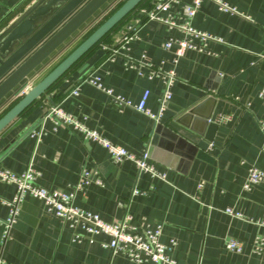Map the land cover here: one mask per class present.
Here are the masks:
<instances>
[{"label":"crops","instance_id":"obj_1","mask_svg":"<svg viewBox=\"0 0 264 264\" xmlns=\"http://www.w3.org/2000/svg\"><path fill=\"white\" fill-rule=\"evenodd\" d=\"M42 1L0 0V39ZM149 1L0 133V166L15 173L32 166L39 174V187L74 193V207L105 223L128 214L138 229L160 226L159 241L177 264H264V253L252 251L255 237L264 236V226L258 225L264 222V182L248 192L242 188L249 168L264 171V100L258 98L264 90V0H219L233 12L202 1L189 26L220 41L193 39L197 49L186 51L175 65L173 51L162 44L187 36L159 22L144 23L135 40L119 47L127 27ZM187 3L181 0L162 16L182 25L181 11ZM86 23L0 101V112L73 49ZM103 46L119 47L120 55L113 62L104 61ZM125 57L175 71L172 96L159 122L133 108L115 109L102 91L86 84L79 86L76 97L69 95L87 72L94 71L104 88L132 104L148 90L145 107L156 113L161 80L126 69ZM55 106L129 153L146 152L148 162L165 173V181L138 172L130 161L113 164L104 148L68 128L53 129L43 117ZM219 116L229 121L219 124ZM31 131L40 137H30ZM85 170L92 174L91 183L74 191ZM133 188L144 194L132 196ZM14 191V186L0 182V220L8 216L2 201H10ZM226 209L242 218L226 214ZM228 239L240 242L242 251L226 250ZM107 241L103 235L77 239L69 223L48 212L39 199L25 196L3 242L0 226V264H151L112 255L101 245Z\"/></svg>","mask_w":264,"mask_h":264},{"label":"built area","instance_id":"obj_2","mask_svg":"<svg viewBox=\"0 0 264 264\" xmlns=\"http://www.w3.org/2000/svg\"><path fill=\"white\" fill-rule=\"evenodd\" d=\"M181 0H150L148 5L139 9L138 18H136L127 27L126 34L120 39L119 47L124 48L130 41L137 38L138 28L144 23L155 21L176 28L185 32L187 36L184 39H168L162 44V48L166 51H173L172 64L175 65L182 58L186 51L196 50L197 47L193 44V39H200L203 42L215 41L220 39L205 33L199 32L189 26L190 20L195 16L200 4L204 0H188L189 3L184 4L181 14L184 19L182 25H178L170 18H164L163 13L170 10L177 5ZM218 5L222 12H233L234 10L219 0H208ZM114 46H103L104 61L113 62L117 56L120 55V48ZM125 68L136 70L139 76H145L148 80L158 78L163 84V92L158 102V109L156 113L150 112L146 109L145 104L149 97V91L145 90L137 104L125 97L113 93L112 90L104 88L101 84L100 78L94 71L87 72L79 82L74 85L69 95L76 97L78 95V88L81 84L92 86L102 91L109 99L110 104L117 110L124 108H133L134 110L149 117L154 122H159L163 112L166 109L168 102L171 99V88L176 80L175 71L173 69L162 70L161 67L155 66L152 63L136 64L129 58L125 57ZM145 70V72H143ZM258 98L264 100V90L258 93ZM43 121H49L53 129L58 127H65L72 132L83 136L87 141L94 142L104 148L109 155L110 161L113 164H119L122 161L132 162L138 172L148 174L152 178L165 181L166 175L164 172L158 171L152 164L148 162V154L145 152L140 156H135L129 153L126 149L115 145L103 137L102 134L95 130L87 128L83 123L73 116L65 113L59 107H52L48 109L43 117ZM229 121L228 116L217 117L219 124H226ZM261 124H264L262 120ZM30 137H40V134L34 131L29 133ZM213 144L209 145L212 148ZM39 174L32 166H29L21 173L12 172L0 166V182L14 186V195L10 201H2L8 206V216L4 220H0L2 226V242L8 239L9 231L15 222L18 214L19 205L25 196H31L39 199L44 204L48 212H51L58 219L69 223L71 229L74 230L76 238L80 236H97L103 235L108 238V241L102 243V247L109 250L112 255L121 254L130 262L142 263L150 262L151 264H177L170 259L166 254V246L160 241L161 227L154 228H136L131 225V216L126 214L123 218L113 224L103 222L96 214L84 212L72 205L74 193H64L60 191H47L36 184ZM92 174L89 171H83L80 180L75 185L74 191L81 190L83 187L91 183ZM264 182V171L251 167L248 170L247 177L242 185L244 191H250L253 186ZM96 184H100L98 180ZM132 196L144 194L139 189L133 188ZM225 213L242 218L241 214L233 212L231 209H226ZM260 226H264V222H259ZM78 229L81 231L78 232ZM173 245V242H171ZM225 248L229 252L240 253L242 245L240 242L228 239L225 242ZM252 251L255 254L264 253V236L258 235L255 237L252 245ZM1 263V261H0Z\"/></svg>","mask_w":264,"mask_h":264},{"label":"water","instance_id":"obj_3","mask_svg":"<svg viewBox=\"0 0 264 264\" xmlns=\"http://www.w3.org/2000/svg\"><path fill=\"white\" fill-rule=\"evenodd\" d=\"M108 1L43 0L5 34L0 39V101L57 51ZM142 1L125 0L121 3L40 80L26 90L0 116V133L32 103L45 95L53 84ZM208 119L205 118V121Z\"/></svg>","mask_w":264,"mask_h":264},{"label":"rangeland","instance_id":"obj_4","mask_svg":"<svg viewBox=\"0 0 264 264\" xmlns=\"http://www.w3.org/2000/svg\"><path fill=\"white\" fill-rule=\"evenodd\" d=\"M125 0H109L106 5H104V7L96 13V15L94 16V18L91 21H88V23H86V25L79 31V33L76 35V40L79 41L80 39H82L85 35H87L89 32H91L92 30H94L101 22L104 21L105 18H107L121 3H123ZM74 38V39H75ZM75 40V41H76ZM76 41V42H77ZM76 42L73 45L76 44ZM71 46V47H72ZM70 47V48H71ZM68 48V50L70 49ZM67 50V51H68ZM66 51V52H67ZM65 52V53H66ZM21 94V93H20ZM17 100V96L16 98H14L10 103H8L6 105V108H3L2 111L0 112L3 113L7 107H9L13 101Z\"/></svg>","mask_w":264,"mask_h":264},{"label":"trees","instance_id":"obj_5","mask_svg":"<svg viewBox=\"0 0 264 264\" xmlns=\"http://www.w3.org/2000/svg\"><path fill=\"white\" fill-rule=\"evenodd\" d=\"M146 1H147V0H143V1H142V2H141L136 8L132 11V12H134L138 7L143 6V4H145ZM120 5H121V4H120ZM120 5H119V6H120ZM119 6H118V7H119ZM118 7H117V8H118ZM132 12H131V13H132ZM131 13H130V14H131ZM130 14H129V15H130ZM129 15H128V16H129ZM128 16H126L121 22H123ZM104 20H105V19H104ZM121 22H120V23H121ZM101 23H102V22H101ZM120 23H119V24H120ZM119 24H118V25H119ZM118 25H116L113 29H115ZM113 29H112V30H113ZM112 30H111V31H112ZM92 31H93V30H92ZM111 31H110V32H111ZM110 32H109V33H110ZM89 33H90V32H89ZM89 33H88V34H89ZM109 33H107V34H106V35H105V36H104V37H103V38H102L97 44L101 43V41L104 40L105 37H106ZM88 34H87V35H88ZM87 35H85L84 37H86ZM84 37H83V38H84ZM83 38H82V39H83ZM82 39H81V40H82ZM81 40H79L78 43H79ZM78 43H77V44H78ZM77 44H76V45H77ZM97 44H96V45H97ZM96 45H95V46H96ZM90 50H91V49H90ZM73 66H74V65H73ZM73 66H72V67H73ZM72 67H71V68H72ZM71 68H70V69H71ZM70 69H69V70H70ZM69 70H68V71H69ZM68 71H67V72H68ZM67 72H66V73H67ZM66 73H65V74H66ZM65 74H64V75H65ZM64 75H63V76H64ZM63 76H62V77H63ZM62 77H61V78H62ZM61 78H60V79H61ZM60 79H59V80H60ZM57 82H58V81H57ZM53 85H54V84H53ZM53 85H52V86H53ZM52 86H51V87H52ZM51 87H50V88H51ZM50 88H49V89H50ZM46 93H47V92H46ZM17 100H18V99H17ZM17 100H16V101H17ZM16 101H15V102H16ZM12 105H13V104H12ZM12 105H11V106H12ZM11 106H10V107H11ZM10 107H9V108H10ZM9 108H8V109H9ZM8 109H6V110H8ZM6 110H5V111H6ZM24 111H25V110H24ZM0 116H1V115H0Z\"/></svg>","mask_w":264,"mask_h":264}]
</instances>
